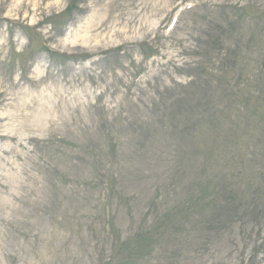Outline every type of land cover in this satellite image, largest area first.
<instances>
[{
  "label": "rangeland",
  "instance_id": "obj_1",
  "mask_svg": "<svg viewBox=\"0 0 264 264\" xmlns=\"http://www.w3.org/2000/svg\"><path fill=\"white\" fill-rule=\"evenodd\" d=\"M0 264H264V0H0Z\"/></svg>",
  "mask_w": 264,
  "mask_h": 264
}]
</instances>
